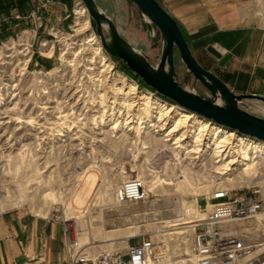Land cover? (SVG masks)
<instances>
[{"label":"rangeland","instance_id":"obj_1","mask_svg":"<svg viewBox=\"0 0 264 264\" xmlns=\"http://www.w3.org/2000/svg\"><path fill=\"white\" fill-rule=\"evenodd\" d=\"M96 1L110 16L113 13L119 16V23L120 21L122 23L123 20L126 34L130 32L128 35L131 34V37L136 35L135 32L143 34L147 44L142 45L141 48L147 53L151 62L156 65L161 49V34L156 30L155 38H150L141 13L134 3L131 0ZM77 10L78 6L71 13L70 25L65 30L57 28L51 36L37 37L35 41L34 36L21 34L15 39L0 43V131L2 132L5 129V132L8 131V136L11 135L12 138L8 141L11 146L14 145L12 142L21 140V145H17L14 149L11 146L6 149L0 145V216L26 212L40 218L51 219L56 217L65 221H68L66 214L76 219L82 217V219H78L83 220L82 222L74 223L75 236L84 245L94 248L96 254L124 250L128 244L134 245L144 239H153L158 245V260L171 258L170 264H189L193 235L191 232L193 229H190L191 225L182 226L181 229L183 230L180 232L173 231L174 229L169 227L173 223L183 222L181 220L197 223L198 219L205 217L206 210L209 208L207 198L214 190L217 181L215 174H224L222 173L223 170L220 169V164L213 165L210 156L204 157L205 152H199L198 155L194 156L195 158H186L185 154H181L183 162L178 163L176 153L179 151L173 145L178 137H172L170 138L171 141L166 143L157 142L150 132L148 135L146 133L147 136H143L146 141L140 143L136 132H131L132 136L128 134L124 136L125 138L123 137L124 140L122 139L123 142L125 141L128 144H120L115 147L111 145V142H113L111 141V135L113 133L110 132L104 133L102 137L98 138H104L103 142L107 147L105 151L111 156L103 155L102 159L98 160L96 164L95 161L94 163L91 161L77 163L65 161L64 158L68 154L66 150H52L53 147H48V153L47 150H44L43 145L42 147L39 146L42 144L41 139L38 141L29 139L30 137H37L33 135H37V133L32 131L31 128L38 125L37 111L41 104L40 96L43 89V84L39 83L40 79L37 76L39 72H54L60 68L63 72L58 76L67 73L68 77H82L83 80L91 84L98 77L104 76L106 78L109 75L105 73L106 71H102L104 70V67L101 66L103 56L102 54L99 55L98 43L95 44L96 41H93L94 36H96L102 46L94 22L90 18L88 28L85 29L79 26L78 24L83 20H80L81 16L74 15ZM252 11L255 23L264 27V0H253ZM57 31L62 34L57 35ZM181 31L200 66L221 80L224 75L217 64L219 60L208 52L211 47L218 50L216 46L209 45L202 39L192 38L186 30L181 29ZM44 43L47 44L42 47ZM26 46L30 48L29 55L25 51ZM102 48L104 49L103 46ZM51 51L52 55L48 56ZM104 51L107 53L105 49ZM104 51L103 55L106 56ZM113 62L115 73L124 72L123 74L128 79L139 84L140 91L149 90L143 87L140 81L134 80L126 73L127 67L122 61L113 59ZM28 63V72L24 73L22 79L19 80L17 77L19 71L22 70L24 64ZM177 76L180 84L191 87L194 85L192 76L185 77L184 67L178 69ZM133 81L131 82L133 83ZM83 88L86 91L83 101L89 105L94 93V85L85 84ZM198 90L204 97L211 99V96L204 89L198 87ZM154 94L162 98L159 94L155 92ZM106 102H108L107 98ZM256 106L258 108L244 109L254 116L264 118V104ZM100 113L85 116L84 123H86L87 128L92 125V119L94 120L95 116H100ZM112 116L114 117L115 126L126 125L125 119L127 117L125 113L120 116L119 113L113 112ZM101 117L99 118L101 119ZM109 117V115H106V118ZM132 118L135 119V115ZM72 119L70 118V120ZM32 121L33 123H30ZM76 121L74 119V122ZM108 131H111V129ZM224 131L229 130L226 128ZM154 134L156 137L161 138L158 134ZM5 135L6 133L0 137V140ZM180 135L182 134L180 133ZM189 143L187 144L188 149L192 151L193 147ZM145 149L148 150L144 151ZM132 154L135 156L136 161L132 158ZM217 160L218 158L215 157L213 161L216 162ZM95 167H98V170ZM228 169L230 168L225 170L228 172ZM242 169L243 167H240L237 172L230 171L229 175L221 176L223 181L227 182V187L228 180L234 179ZM90 173L96 174L101 180L94 192L87 198V205L83 206L85 214H81L77 210V200L85 197L84 193L87 192L83 188L81 180H85ZM70 174L74 175L75 178L67 186L66 179ZM251 174L256 175L255 167ZM136 178L144 181L146 179L154 180L157 184L160 183V179L166 182L164 187H158L152 189V191L146 186L150 197L144 204L118 205L115 202V190L127 180ZM255 182L259 183L261 180L256 177ZM253 184L252 181L249 185L238 188L246 187L241 192L246 194L249 188L247 186ZM68 207L71 208L68 210ZM51 220L54 221V219ZM58 223L63 225V223ZM136 230L135 236L130 238V235H127L129 232H135ZM169 233L177 234L171 235ZM117 234L121 235L117 236Z\"/></svg>","mask_w":264,"mask_h":264},{"label":"built area","instance_id":"obj_2","mask_svg":"<svg viewBox=\"0 0 264 264\" xmlns=\"http://www.w3.org/2000/svg\"><path fill=\"white\" fill-rule=\"evenodd\" d=\"M77 6L85 7L82 0L78 1ZM74 15L77 16L76 12ZM56 34L62 33L57 31ZM46 44L44 43L42 47ZM28 47L26 46L25 51L29 55L30 48ZM104 53L114 64L113 57L105 51ZM28 68L29 63L24 64L17 75L19 80L22 79L24 73L28 72ZM62 72L58 68L54 72L43 71L37 75L40 79L39 83L43 84L42 95L40 96L41 104L37 111L38 125L31 128L37 133V135L33 134L37 137L32 138L29 133L28 137L35 141L41 139L42 144L39 146L42 147L43 145L44 150H47L48 153V145L50 148L55 145L52 150H66L68 154L66 153L64 159L67 162L91 161L94 163L95 161L96 164L103 155L111 156L105 151L107 147L104 142H94L95 152H93L90 150L94 147L92 140L87 135L85 136L87 141L85 144L80 140L70 139L67 141L66 139L67 125L70 123L66 118L70 116V118L75 119L81 114L84 115L82 104H80L81 98L86 94L83 85L92 84L83 80L82 77H68L67 73L58 76ZM82 81L84 82L82 83ZM82 127L76 128V131L79 132L78 130ZM63 133L65 136H62ZM123 140L115 139L111 145L117 147L120 144H128ZM20 141L19 139V143L12 142L15 145L13 149L17 145H21ZM82 145H85L86 148L79 152L78 149L83 147ZM146 150L148 149L144 151ZM86 152L90 153H88L89 156H86ZM133 154L132 158L136 161ZM259 169L257 178L261 180L262 185L257 184L248 188L246 194L241 193L242 189L233 190L223 186L219 187V184L224 185V182L216 183L214 190L207 198L210 207L206 208L205 217L198 219L194 230H191L193 235L189 264H264V168L259 165ZM74 178V175L71 174L67 176V186ZM149 197L150 194L146 189L145 181L140 178L129 179L115 191V201L120 206L144 204L149 200ZM51 219L64 225L67 240V260L52 263L41 257L30 264H153L154 260L157 261L158 245L153 239H144L134 245L128 244L124 250L95 254L90 247L82 246L79 243L75 236L74 221L66 222L64 219L56 217Z\"/></svg>","mask_w":264,"mask_h":264},{"label":"crops","instance_id":"obj_3","mask_svg":"<svg viewBox=\"0 0 264 264\" xmlns=\"http://www.w3.org/2000/svg\"><path fill=\"white\" fill-rule=\"evenodd\" d=\"M78 1L0 0V43L21 34L34 36L35 41L57 28L67 29ZM157 1L192 38L215 45L224 56L232 55L220 69L221 80L233 92L264 97V27L254 21L253 0ZM111 16L122 36L147 56L141 48L147 44L143 34L131 37L123 20L119 23V16ZM41 257L52 263L67 260L64 226L26 212L0 216V264H30Z\"/></svg>","mask_w":264,"mask_h":264},{"label":"bare ground","instance_id":"obj_4","mask_svg":"<svg viewBox=\"0 0 264 264\" xmlns=\"http://www.w3.org/2000/svg\"><path fill=\"white\" fill-rule=\"evenodd\" d=\"M76 14L78 16H81L80 20H83L82 22H80L81 25L80 24L78 25L85 29L88 28L89 25L88 21L90 19L88 9L86 7H78ZM94 37L95 38L93 41H96L95 44L98 43L97 46H99V50H98V52L100 53L99 55L102 54L103 56L101 66L104 67V70L102 71H106L105 73L109 75L106 78L104 76H101L100 78L98 77L97 80H94V82L92 83L94 85V93L92 95L89 105L83 101L84 95L81 98L80 104H82V111L84 112V115L81 114L79 119L76 117L75 118V120H77L76 122H74V119L70 120L69 118L70 116H67L66 120L70 121V123L67 125L68 128V131L66 133L67 141L70 139L74 141L80 140L85 144L87 142L85 136L87 135L90 137V140H92V145L94 146L90 150L94 152L95 151L94 142L97 141L98 143H103L104 138L99 139L98 137H102L104 133L112 132L113 134L111 135L112 136L111 141H114L115 139L118 140L123 139V137L128 134H130L129 136H132L131 132H136L137 139H139L140 143H144L146 141L145 140L146 138H144L143 136L146 135V133L148 135V133L150 132L152 134L153 139L156 140L157 142L161 141L163 143H166L171 141L170 138L178 137V139L173 144L175 148L179 151L176 153V157H178L177 158L178 163L183 162V159H181V154H185L186 158H192L195 155H198L199 152H205L204 157L210 156L211 157L210 160L211 163H213V165L216 164L221 165L220 169L223 170L222 173L224 174L222 175H220L221 173L215 174V178L217 180L216 183L224 182L225 184L224 185L219 184V187L223 186L225 188L228 187H230L231 189L235 188L233 190H240L246 187L243 188H238V187H241L243 185H249L252 181L254 182V184L247 187L251 188L252 186L257 184L262 185V182L259 183L255 182V178L257 177V175H259V171H260L259 165L264 168L263 141L253 139L246 135L237 134L236 132L229 130L228 128L227 130L229 131H224V129H226L225 126L207 120L204 117H201L193 112L187 111L186 109L178 105L175 106L176 105L175 103H174L175 105L170 104L168 101H165L160 97H157L152 91L145 89L140 91L138 87L139 84L136 81L128 79V77L125 74H123L124 72L115 73L114 64L111 62L109 58L106 57L107 55L106 56L103 55L104 49L100 45L99 39L96 36ZM52 51L48 53V56L52 55ZM42 53L45 54L44 51H42ZM111 74L112 76H110ZM131 81H133V83ZM106 98L108 102H106ZM86 106L87 108H85ZM117 106L119 107V109ZM102 109L103 111H101ZM113 112L119 113L120 116L125 113V116L127 117V119H125L126 125L121 124L115 126V121L113 120L114 117L112 116ZM98 113H100V116H102L101 119L99 118L100 116H95L94 120L92 119L93 121L92 125L87 128L86 123H84L85 116L88 117L91 114H98ZM106 115H109L110 117L106 118ZM133 115H135V119L132 118ZM117 122L120 123L119 121ZM30 123H33V121ZM65 125L66 123L64 124V126ZM78 127L79 128L82 127V129L78 130L79 132L76 131V128ZM110 129L111 131H108ZM123 130L124 132H122ZM4 133H6V135L4 138L0 140V145L1 147L3 146L7 149L10 148L11 146V144L8 141L12 137L11 135L8 136V131L5 132V129L2 132L0 131V137H2ZM154 133L158 134L159 137L161 138L156 137ZM180 133L182 135H180ZM62 136H65V133H63ZM205 142L206 144H204ZM188 143L193 147L192 151L188 149L187 146ZM82 146L83 147L78 149L79 152H82V150L86 148L84 147L85 145ZM11 147H14V145H12ZM51 147H55V145ZM201 147H203L202 150H200ZM86 153H87L86 156H89L90 153L89 152ZM215 157L218 158L216 162L213 161ZM253 163L255 166L253 165ZM235 166H237L238 168L235 169L231 168ZM225 167L230 168L228 169V172L227 170H225L226 169ZM240 167L241 168L243 167V169L239 171V173L234 179L228 180V187H227V182L223 181L221 176L224 177L226 175H229V173H231L230 171L237 172ZM254 167L256 170V175L253 176V174L251 173ZM95 169L98 170V167H95ZM100 180L101 178L94 173L88 174V177L85 180H81V183H83L82 184L83 188L87 190V192L84 193L85 197L79 198L77 200L78 203L77 210L78 212L80 211L81 214L83 213L85 214L83 206L87 205L88 203L86 201L87 198L94 192L96 187L99 185ZM159 182L160 183L157 184V182L154 180L146 179L145 184L148 187V189L152 191V189H157L158 187H164L166 181L160 179ZM123 184H121L120 186H122ZM70 208L71 207H68V210ZM193 213L195 214V212ZM66 216L68 220L66 222L75 221V223L78 224V222L83 221V220H78V219H82V217H78L76 219L73 218V216L67 214ZM181 221L183 222L173 223L169 228L174 229L173 231L180 232L181 230H183L181 229L182 226L191 225L190 229L194 230L195 225L193 224L196 222L193 221L187 222V220H181ZM137 230L135 232H129V234L127 235L128 236L130 235L129 237L131 238L135 236ZM169 234L174 235L177 233H169ZM120 235L121 234H117V236ZM78 241L82 246H86L82 242H80L79 239ZM90 248L93 251V253H95L94 248L92 247ZM170 263H171V258H167L165 260L157 259V261L155 260L153 261V264H170Z\"/></svg>","mask_w":264,"mask_h":264},{"label":"water","instance_id":"obj_5","mask_svg":"<svg viewBox=\"0 0 264 264\" xmlns=\"http://www.w3.org/2000/svg\"><path fill=\"white\" fill-rule=\"evenodd\" d=\"M82 1L107 53L122 61L131 73L157 94L229 130L264 142V118L254 116L244 109L264 104V97L237 94L201 67L178 23L157 0H131L140 11L150 38H155L156 30L161 34V49L156 65L122 36L112 16L96 0ZM208 52L220 61V67H225L232 59L231 54L223 56L213 47ZM180 67L185 68L186 78L193 77L192 87L178 82L177 71ZM198 87L204 89L211 99L204 97Z\"/></svg>","mask_w":264,"mask_h":264},{"label":"trees","instance_id":"obj_6","mask_svg":"<svg viewBox=\"0 0 264 264\" xmlns=\"http://www.w3.org/2000/svg\"><path fill=\"white\" fill-rule=\"evenodd\" d=\"M94 26H95V24H94ZM125 69H126V68H125ZM124 71H125V70H124ZM126 73H128V75H129L130 77H132L133 79L140 81V83H141V85H142L143 87H145V88H147V89H149V90H151V91H153V92L156 93V91H154L153 89H151L150 87H148L144 82H142V81H141L136 75H134L133 73H131L128 69H126ZM161 97H162V96H161ZM162 98H164V97H162ZM164 99H165L166 101H168V102L174 104L173 102L167 100L166 98H164ZM174 105H175V104H174Z\"/></svg>","mask_w":264,"mask_h":264},{"label":"flooded vegetation","instance_id":"obj_7","mask_svg":"<svg viewBox=\"0 0 264 264\" xmlns=\"http://www.w3.org/2000/svg\"><path fill=\"white\" fill-rule=\"evenodd\" d=\"M113 59H115L114 57H113ZM117 60V59H116Z\"/></svg>","mask_w":264,"mask_h":264}]
</instances>
